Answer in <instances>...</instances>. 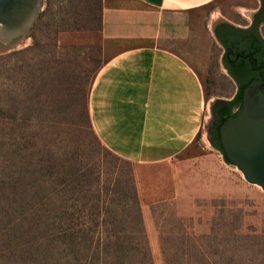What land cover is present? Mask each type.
Listing matches in <instances>:
<instances>
[{"label": "rangeland", "instance_id": "rangeland-1", "mask_svg": "<svg viewBox=\"0 0 264 264\" xmlns=\"http://www.w3.org/2000/svg\"><path fill=\"white\" fill-rule=\"evenodd\" d=\"M103 3L40 0L28 33L0 43V264H103L109 234L141 245L124 237L139 218L152 264H264V192L205 133L171 163L142 166L92 131ZM220 53L208 102L234 93Z\"/></svg>", "mask_w": 264, "mask_h": 264}, {"label": "crops", "instance_id": "crops-1", "mask_svg": "<svg viewBox=\"0 0 264 264\" xmlns=\"http://www.w3.org/2000/svg\"><path fill=\"white\" fill-rule=\"evenodd\" d=\"M259 5V0H104L99 30L104 52L87 98L88 119L101 144L134 165H162L183 155L205 133L208 70L212 50L220 48L212 20L248 28L245 12Z\"/></svg>", "mask_w": 264, "mask_h": 264}, {"label": "water", "instance_id": "water-1", "mask_svg": "<svg viewBox=\"0 0 264 264\" xmlns=\"http://www.w3.org/2000/svg\"><path fill=\"white\" fill-rule=\"evenodd\" d=\"M40 0H0V43L25 36ZM256 12H245L248 28H238L221 17L212 20L214 37L224 48L221 64L237 85L231 100L212 99L204 115V132L223 161L241 171L249 184L264 192V0ZM240 108L230 116L231 106Z\"/></svg>", "mask_w": 264, "mask_h": 264}, {"label": "trees", "instance_id": "trees-1", "mask_svg": "<svg viewBox=\"0 0 264 264\" xmlns=\"http://www.w3.org/2000/svg\"><path fill=\"white\" fill-rule=\"evenodd\" d=\"M238 106L240 107V103H238ZM231 111V109H230ZM88 115V112H87ZM89 121V119H88ZM90 123V122H89ZM133 196L132 198V205L135 206L137 208V210L139 211L138 208V201H137V193L134 190L133 191ZM112 224V229H115V225H113V221H111ZM138 226L137 230H132L131 235L130 234H126L124 235L125 239L131 242H136L141 243V245L138 246V248L136 247L135 250L131 248V251L129 249H125L123 248L124 245H122V243L120 244V246H113V242L116 245L117 241L119 240V238H112L111 236H113L114 234H116V232L114 230H112V234H109V236H107V242L108 244L105 245L104 251H103V255H104V262L103 264H152L151 261V257L149 254V250L148 247L145 245H143L142 241H145L144 239V232L142 229V225H141V220L139 218L138 221ZM136 239V240H135ZM126 242V241H125ZM127 243V242H126ZM97 257V255H96ZM167 264H176V263H172L171 261H167ZM181 264V263H179Z\"/></svg>", "mask_w": 264, "mask_h": 264}, {"label": "flooded vegetation", "instance_id": "flooded-vegetation-1", "mask_svg": "<svg viewBox=\"0 0 264 264\" xmlns=\"http://www.w3.org/2000/svg\"><path fill=\"white\" fill-rule=\"evenodd\" d=\"M259 7H260V5H259ZM258 11V10H257ZM250 25H251V23H250ZM249 25V26H250ZM261 27H264V24H259V26H258V33H259V36L261 37V39L264 41V38H263V36L260 34V28ZM220 45V44H219ZM220 49H221V56H220V65H221V67H222V64H221V58H222V56H223V53H224V48L220 45ZM222 69L224 70V68L222 67ZM224 72H225V74H226V76L232 81V83H233V85H234V93H233V95L231 96V98H230V100L231 99H233L234 98V96H235V94H236V92H237V85H236V83L234 82V80L231 78V76L230 75H228L227 74V72L224 70ZM240 107L237 105V106H231V111H230V116H232V115H234L236 112H237V110L239 109ZM213 147V146H212Z\"/></svg>", "mask_w": 264, "mask_h": 264}]
</instances>
